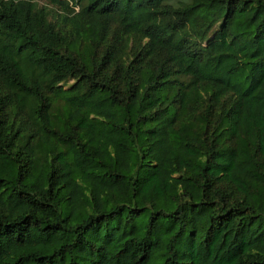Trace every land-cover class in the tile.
Segmentation results:
<instances>
[{"label": "trees", "instance_id": "trees-1", "mask_svg": "<svg viewBox=\"0 0 264 264\" xmlns=\"http://www.w3.org/2000/svg\"><path fill=\"white\" fill-rule=\"evenodd\" d=\"M0 264H264V0H0Z\"/></svg>", "mask_w": 264, "mask_h": 264}, {"label": "rangeland", "instance_id": "rangeland-1", "mask_svg": "<svg viewBox=\"0 0 264 264\" xmlns=\"http://www.w3.org/2000/svg\"><path fill=\"white\" fill-rule=\"evenodd\" d=\"M39 4H41V5H43V4H45V2L44 1H39ZM48 7L50 8L51 6L50 5H48ZM53 14H49V16H48V18L50 19V20H53Z\"/></svg>", "mask_w": 264, "mask_h": 264}]
</instances>
